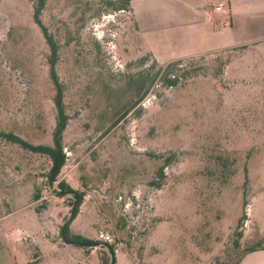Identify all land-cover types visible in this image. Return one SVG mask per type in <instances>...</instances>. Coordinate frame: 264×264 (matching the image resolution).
<instances>
[{
	"label": "rangeland",
	"instance_id": "1",
	"mask_svg": "<svg viewBox=\"0 0 264 264\" xmlns=\"http://www.w3.org/2000/svg\"><path fill=\"white\" fill-rule=\"evenodd\" d=\"M35 4L0 0V264H264V249L246 250L264 244V56L183 58L191 76L156 80L137 100L129 75L165 64L130 10L45 0L68 115L50 182V159L7 139L52 145L56 89ZM174 33L184 42V28ZM60 180L82 195L75 216ZM66 220L94 244L65 243Z\"/></svg>",
	"mask_w": 264,
	"mask_h": 264
},
{
	"label": "crops",
	"instance_id": "2",
	"mask_svg": "<svg viewBox=\"0 0 264 264\" xmlns=\"http://www.w3.org/2000/svg\"><path fill=\"white\" fill-rule=\"evenodd\" d=\"M210 1L198 8L185 0H132L131 18L142 34L152 38L148 53L165 65L238 47L264 56V0ZM220 3H223L222 9L213 11ZM180 28L186 33L184 42L177 43L175 35L178 34L174 32ZM163 38H170L169 43L165 44ZM229 67L230 64L226 66Z\"/></svg>",
	"mask_w": 264,
	"mask_h": 264
},
{
	"label": "trees",
	"instance_id": "3",
	"mask_svg": "<svg viewBox=\"0 0 264 264\" xmlns=\"http://www.w3.org/2000/svg\"><path fill=\"white\" fill-rule=\"evenodd\" d=\"M131 2L132 0H102L103 3V12H111L115 10H131ZM45 6V0H36V4L34 6L33 12V20L35 24L40 28L43 36L45 37L48 46L50 48V55L48 58L49 63V75L55 84V94H54V104L56 108V125L53 130L52 134V145H26L22 142V140L18 137L12 136L7 134V139L12 141L19 146H23L25 148H29L30 151L35 153L45 154L51 161V166L48 172V177L50 182L56 181V177L59 174L61 168L65 163V153L63 152V145H62V137L63 132L66 128L68 115L65 112V106L63 102V86L62 83L58 79V74L56 71V64L58 61V45L54 37L48 32L46 26L43 24L41 20V13ZM100 15V12L98 16ZM145 58L141 60L144 61ZM182 59H178L172 61L164 66H159L156 70L155 65L150 66L148 69H144L136 74L129 75V77H136L137 78V100L140 99L149 89L152 83L158 80L160 83L165 85H174L176 84L181 78H187L195 72V69L191 68L188 69L184 67L181 62ZM136 100V101H137ZM133 105V104H132ZM132 106H128L125 109L124 115L125 116L131 109ZM122 116V117H123ZM121 118H118L114 121L113 126L120 122ZM5 134V133H4ZM5 134V136H7ZM0 136H2V132H0ZM58 194L60 196H64L66 194L72 193L74 195L75 201L72 204L71 209V216L77 214L78 205L81 202L82 195L78 191H75L65 183V181H58ZM40 195L38 192L34 194V200H38ZM70 220V218H69ZM66 220L60 230V236L65 243L69 244H77L81 246H89L93 245V241L91 239H87L79 234H72L70 230V221ZM241 219V221H243ZM240 221V222H241ZM254 249H264V244L260 245L257 244L255 246H251L246 250H254Z\"/></svg>",
	"mask_w": 264,
	"mask_h": 264
},
{
	"label": "built area",
	"instance_id": "4",
	"mask_svg": "<svg viewBox=\"0 0 264 264\" xmlns=\"http://www.w3.org/2000/svg\"><path fill=\"white\" fill-rule=\"evenodd\" d=\"M222 7H223V3H220V4L216 5V6H214V7L212 8V10H213V11H219V10L222 9Z\"/></svg>",
	"mask_w": 264,
	"mask_h": 264
},
{
	"label": "water",
	"instance_id": "5",
	"mask_svg": "<svg viewBox=\"0 0 264 264\" xmlns=\"http://www.w3.org/2000/svg\"><path fill=\"white\" fill-rule=\"evenodd\" d=\"M70 217H71V215H70ZM110 264H113V255H112V261H111V263Z\"/></svg>",
	"mask_w": 264,
	"mask_h": 264
}]
</instances>
